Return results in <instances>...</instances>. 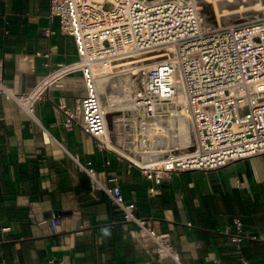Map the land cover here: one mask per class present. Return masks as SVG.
<instances>
[{"label":"crops","instance_id":"1","mask_svg":"<svg viewBox=\"0 0 264 264\" xmlns=\"http://www.w3.org/2000/svg\"><path fill=\"white\" fill-rule=\"evenodd\" d=\"M48 14V0H0V79L15 93L76 57L72 37ZM48 27L55 31L49 37ZM48 49L49 69L33 56ZM83 95L80 74L65 76L34 103L35 119L0 95V264H173L121 219L80 168L88 162L98 183L116 178L136 215L168 233L185 264H241L240 257L264 264V154L171 172L154 184L78 125H63L62 109L72 110ZM55 210L70 213L57 216L53 232L47 213ZM235 218L242 223L239 244L230 236Z\"/></svg>","mask_w":264,"mask_h":264},{"label":"built area","instance_id":"2","mask_svg":"<svg viewBox=\"0 0 264 264\" xmlns=\"http://www.w3.org/2000/svg\"><path fill=\"white\" fill-rule=\"evenodd\" d=\"M49 20L72 37L76 57L60 64L29 91L13 92L0 79V95L35 119L34 103L61 78L79 73L84 95L72 110L63 108V125H78L101 148L125 159L148 180L160 184L171 172L211 170L242 158L264 154V17L238 23L206 21L195 0H48ZM55 33L44 29L46 36ZM51 49L33 56L44 58L49 69ZM144 55V56H143ZM33 56H26L28 61ZM142 56L143 74L129 94L134 120L144 125L158 117H184L192 127L181 153H168L155 164L132 160L135 137L126 139L124 106L103 104L100 75L112 73L117 62ZM145 57H153L146 60ZM119 112V114L113 112ZM107 113L112 116L107 119ZM131 141V147L125 143ZM139 160V159H137ZM109 161L106 160L105 164ZM107 196L124 222L158 259L185 264L168 233H158L147 219L136 215L135 204L124 199L115 177L98 183L88 162L79 164ZM147 192H154L153 186ZM57 231L60 219L47 220ZM232 242L243 240L242 223L233 219ZM241 264L248 261L240 257ZM214 264H219L214 260Z\"/></svg>","mask_w":264,"mask_h":264},{"label":"bare ground","instance_id":"3","mask_svg":"<svg viewBox=\"0 0 264 264\" xmlns=\"http://www.w3.org/2000/svg\"><path fill=\"white\" fill-rule=\"evenodd\" d=\"M198 3L200 4L203 11V16L205 18L211 17V19H214V22H217L218 24L220 22L216 20V17H218L217 9L218 12H222L223 15L239 13L243 10H248L250 13L254 14L264 12V0H198ZM231 21L233 20L231 19ZM141 58L143 57L136 56L134 58H125L120 60L117 62V65L114 66L115 70H113L112 73L102 74L99 77V89L106 88V92L112 88L116 89V91H121V96L123 95L122 98L114 97L111 100L112 102H117L124 106L120 110L132 109L129 106L131 103L129 94L133 93L137 88L135 79L141 77L143 74L144 67L141 66L143 64L141 62ZM152 58L153 57H145L146 60ZM125 86H127V88L130 87V91L129 89L128 91L124 90ZM107 97H110V95ZM105 103L107 104L108 102ZM110 116L111 114L108 113L107 117ZM173 118L175 117H158L147 124L139 125V133L142 136H148L149 138H144V141L141 142L142 153L144 154L138 155V157H136L139 160L131 157L132 160L138 163H147L152 165L163 160V157L168 153L182 152L183 147L181 144L183 142L180 143V139L189 141L192 135V127L188 137V134L185 133V131L183 132V130L186 128L184 126V121L182 120L184 118L177 117L174 120Z\"/></svg>","mask_w":264,"mask_h":264},{"label":"rangeland","instance_id":"4","mask_svg":"<svg viewBox=\"0 0 264 264\" xmlns=\"http://www.w3.org/2000/svg\"><path fill=\"white\" fill-rule=\"evenodd\" d=\"M196 1V3H197V5L200 7V11H201V6H200V4L198 3V0H195ZM200 1H203V0H200ZM211 2V1H210ZM202 4V3H201ZM242 11V10H241ZM260 14V15H259ZM217 16L218 17H216V20H218L220 23H222V21H223V23L222 24H224V23H227V22H232L231 21V19L233 20V21H235V20H241V21H247V20H252V19H256V18H262V17H264V12H261V13H250V11H248V10H243L242 12H239V13H234V14H226V15H223V13L222 12H218V9H217ZM228 20H230V21H228ZM219 23V24H220ZM99 89V88H98ZM128 89H129V91H130V87H128L127 88V86H125V89L124 90H126V91H128ZM99 91H100V93H101V95H102V98H103V103L106 105V103L105 102H108V99H110V101L115 97H119V98H122V96H121V91H116V89H114V88H112V89H109L107 92H106V88H100L99 89ZM116 91V92H115ZM115 94V95H114ZM108 95H110V97H107ZM120 95V96H119ZM112 102V101H111ZM108 104V103H107ZM115 113H118L119 114V112H114L113 114H115ZM121 115H123L124 114V116H121L122 118L123 117H127V118H123L122 120L124 121V123L128 126V131L129 132H127L126 133V135H125V138L126 139H129V140H131V138H133V137H135V140L137 141V144H138V149L140 150V151H137V150H133V158H136V157H138V155H142V154H144V153H142V148H141V142H143L144 141V138H146V139H148L149 137L148 136H142L140 133H139V131H138V129H139V124L137 123V121L136 120H134L132 117H134L135 115V113L133 112V109H127V110H121ZM111 114V113H110ZM175 118H177V117H175ZM175 118H173V120L175 119ZM182 118H184V117H182ZM183 121H184V126L186 127L184 130H183V132L185 131V133H187L188 135V137H189V135H190V132H191V126H190V123H189V121H188V119H186V118H184V119H182ZM188 127V128H187ZM188 129V130H187ZM153 130V129H152ZM187 131V132H186ZM185 139H180V143H185ZM131 141H128V142H126L125 143V146L126 147H131ZM183 143L181 144V145H183ZM137 159V158H136Z\"/></svg>","mask_w":264,"mask_h":264},{"label":"water","instance_id":"5","mask_svg":"<svg viewBox=\"0 0 264 264\" xmlns=\"http://www.w3.org/2000/svg\"><path fill=\"white\" fill-rule=\"evenodd\" d=\"M200 12L203 14L202 9H201ZM204 18H205V17H204ZM205 20H206V21H210V22H211L212 24H214V25L217 24V22H214V19H211V17H206ZM240 21H241V20L239 19V20H235V21L227 22V23H238V22H240ZM213 22H214V23H213ZM224 24H225V23H224ZM107 114H108V113H107ZM117 114H118V113H117ZM111 116H112V114H111ZM111 116H110V117H111ZM110 117H107V115H106V118H107V119H109ZM68 213H70V211L55 210V211H52V212L47 213V217H51V216L57 217V216H62V215L68 214Z\"/></svg>","mask_w":264,"mask_h":264},{"label":"clouds","instance_id":"6","mask_svg":"<svg viewBox=\"0 0 264 264\" xmlns=\"http://www.w3.org/2000/svg\"><path fill=\"white\" fill-rule=\"evenodd\" d=\"M105 234H107V232Z\"/></svg>","mask_w":264,"mask_h":264}]
</instances>
